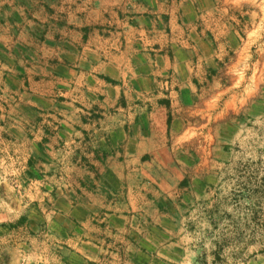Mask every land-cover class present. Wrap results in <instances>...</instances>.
<instances>
[{"label": "crops", "instance_id": "crops-1", "mask_svg": "<svg viewBox=\"0 0 264 264\" xmlns=\"http://www.w3.org/2000/svg\"><path fill=\"white\" fill-rule=\"evenodd\" d=\"M263 11L264 0H0V152L47 198L41 262L185 260L182 237L233 138L264 117L258 55L256 83L242 82Z\"/></svg>", "mask_w": 264, "mask_h": 264}, {"label": "rangeland", "instance_id": "rangeland-1", "mask_svg": "<svg viewBox=\"0 0 264 264\" xmlns=\"http://www.w3.org/2000/svg\"><path fill=\"white\" fill-rule=\"evenodd\" d=\"M249 9L255 12L253 4ZM253 16L249 31L258 30L252 26ZM262 23L258 35L251 36L257 41L249 43L252 50L242 64L247 72L242 82L247 78L248 84L256 83L257 55L264 64V11ZM258 45L263 53H255ZM260 85L264 101V75ZM233 142L231 159L218 170L210 198L202 199L194 213L193 233L182 237L185 251L178 249L177 254L185 260L179 264H264V117L243 121ZM18 177L0 152V264H47L39 258L49 250L33 249L34 243L49 239L47 198L31 194L29 187L17 183Z\"/></svg>", "mask_w": 264, "mask_h": 264}]
</instances>
